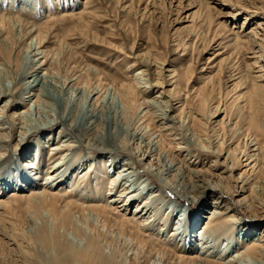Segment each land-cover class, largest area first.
I'll return each instance as SVG.
<instances>
[{
    "label": "bare ground",
    "instance_id": "obj_1",
    "mask_svg": "<svg viewBox=\"0 0 264 264\" xmlns=\"http://www.w3.org/2000/svg\"><path fill=\"white\" fill-rule=\"evenodd\" d=\"M51 1L43 0L44 10L50 8L51 11ZM151 1L145 0V3ZM77 2L64 1L67 9H64L63 17L89 26V15L95 10L92 9L93 0H85L78 12L68 11ZM131 2L126 1L124 8H128ZM61 7L62 4L59 10ZM209 9L202 18L203 24L211 18ZM251 12L264 15V6L253 7ZM241 14L238 11L237 15ZM246 20L239 31H235V27L228 28L227 21L218 22L210 39L211 44L220 47L218 50L226 51L229 48L230 51L226 53L232 52L231 58L242 56L247 59L246 55L250 53L260 55L252 57V62H245V71H239L236 63H233L226 72L229 82L233 83L230 86L233 87L232 91H228L226 97L234 91L239 92L231 103H234L232 107H236L230 113L228 109L232 108L225 104L221 106V100L217 98L221 88V81L217 78L220 70L208 79L205 84L208 90L197 93L195 97L187 91L185 99H182L180 92L176 93L177 80H174L165 81L172 87L168 90V101H159L158 95L153 100H147L145 95L151 89L161 87L166 78L161 76L153 84L143 82L136 74L111 77L99 68L82 63L67 42L69 34H84V29L69 27L62 30L65 34L56 37L54 31L57 32L59 27L54 23L58 20L34 25L18 15L0 13V102L3 103L0 105V165L12 157V154L6 157L5 153L9 151L18 129H21L20 134L25 140L38 135L35 141L39 146L38 156L37 153L30 155V145L27 156L24 155L22 159L31 158L27 170L24 169L27 173L12 171L6 181L0 179V221L24 213L44 218V225L39 231L41 238L62 250L53 259V264H264V233L257 239L249 237L259 232L255 225L264 221V202L254 200L255 191L252 190L255 184L264 181V124L259 121L260 113L253 112L250 107L254 97L264 102V65L261 64L264 62V33H261L264 31V19H257L253 26L246 27L247 30L242 29ZM223 35L224 40H220ZM54 39L57 44L55 48H50ZM80 45H76V48H80ZM213 50L215 54L216 48ZM150 54L151 50L145 54L144 61H149L147 66L157 60L156 55ZM223 54L218 53L217 56ZM135 64L130 65L128 74L136 71ZM157 69H161L156 73L160 76L164 68L161 66ZM205 71L203 69L202 73ZM187 72L190 73V68H187ZM147 73L146 70L141 72L143 76H148ZM191 80L188 77L187 84ZM108 90L119 97L120 108L107 100L105 94ZM173 93L177 94L180 105L177 115H172L176 110L172 102ZM188 98L192 100L191 104L186 103ZM247 100L248 107L247 104H240ZM33 111L39 115L36 120L30 118ZM221 114L224 116L219 123L212 124V120ZM143 118L166 124L165 130H170L171 134L177 136L175 140L185 144L179 150L216 159L226 156L221 164L225 166V172L234 186L214 181L205 166L200 168L201 161L195 163L194 160L191 162L194 167L187 168L162 151L165 141L160 134L152 132L153 128L142 121ZM4 122L9 126L6 127ZM57 127L59 130L55 133L59 132L57 138L60 141L51 147L46 160L41 144L54 141L50 131ZM190 130L201 136L194 140L195 136L188 134ZM64 137L67 139L61 141ZM241 137L244 140L241 141ZM235 141L238 144L234 148ZM170 145L167 144V147ZM207 148L212 150L208 151ZM94 152L102 157L87 159L86 156ZM120 155L127 157L123 165L119 161ZM191 156L196 157V154ZM120 165L117 174L110 176ZM21 166L24 167L23 161ZM28 171L34 172L35 177L29 178ZM132 175L142 181L140 185L126 184ZM41 177L44 181L38 185L36 182ZM106 179L107 186L104 183ZM145 181L148 183L144 188L157 189L144 199L146 194L142 192L141 184H145ZM66 184L70 185L61 187ZM6 189L11 191L4 197ZM247 192L249 196L245 195ZM208 196H215L216 199L211 203L213 209L207 216L202 215V208H208V204L202 206L200 211L178 210V205L163 209L171 199L196 206L199 200ZM250 196L254 197V201L248 205ZM119 203L125 212H132L135 206L134 214L119 215L120 210L114 208ZM222 208L226 211H220ZM180 212L183 213L170 238L180 242L176 239L183 237L182 245L170 246V242L157 247L149 233L155 227H149L152 222L148 218H154V222L169 218L166 224L169 227L171 218ZM243 217L249 222V230L240 240L239 235L234 236V233L236 227L247 229V224L238 220ZM130 218L147 219L143 224L136 225L132 224ZM203 219L199 229L201 250H198L192 245L193 234ZM90 222L94 224L90 226ZM98 223H101L100 227ZM101 227L127 238L131 254L115 248L109 234L100 230ZM65 230H71L80 241L72 243L65 240ZM238 239L236 253L230 256L222 251L219 257L214 256L221 240H228L232 245ZM106 248L110 250L109 253Z\"/></svg>",
    "mask_w": 264,
    "mask_h": 264
},
{
    "label": "rangeland",
    "instance_id": "obj_2",
    "mask_svg": "<svg viewBox=\"0 0 264 264\" xmlns=\"http://www.w3.org/2000/svg\"><path fill=\"white\" fill-rule=\"evenodd\" d=\"M64 1L65 0H52V4L50 3L51 11H49L50 8L48 10H44L42 5L43 0H3V2H1L0 0V13L1 15H18L26 21L33 23L34 25H40L49 20H58L56 23H54L55 26L59 27L57 29V32L54 31V35L56 37L58 35L61 36L65 34V32L63 31H65L66 28L69 27H79L84 29V34H69L67 42L73 47L74 51L77 52V55H79L78 57L80 58L82 63L99 68L104 72V74H108L111 77H121L136 74L137 78L141 77L143 79V82L149 81L153 84L156 83V79L161 78V76L166 78L164 79V84H162L161 87H157L153 90L151 89V92L145 95V98L147 100H153L155 96L158 95L160 96V98H158L159 101H168V90H170L172 87H170V84L166 83L165 81L174 80H177L176 84L178 90L176 91V93L180 92V95H182V99H185L187 91L191 93L193 97H195L197 93L199 94L201 93V91L204 92L208 90L207 85L205 84L207 83L209 78L214 77L220 70L217 78L221 81V88L218 90L219 95L217 96V98L218 101L221 100V106L222 104L229 105V107L232 109L228 110L230 113H232L233 109L236 106L232 107L234 103H231L239 92L234 91L226 97V93L230 90L232 91L233 88H230L233 83L229 82L230 80L226 77V75H228L226 74V72L233 63H236L235 67L239 71H245V62H252V57L260 56H255V54L250 53L246 55V57H248L247 59L245 57L243 58L242 56H238V58L232 57L234 58L232 60V52L226 53V51H230L229 48L226 51L218 50L220 47H217V44H211L210 39L214 33V27L218 22L227 21L228 28L235 27L234 30L239 31L241 29L242 22L247 18L248 19L246 20L245 26L242 29H246V27L248 29V27L253 26L256 23L257 19H264V15L251 12L253 11V7H263L264 0H152L151 3L148 4L145 3V0H93L92 9L95 10L92 11L89 15V26L78 24V22H76L75 20H69L66 17H63L62 13L65 12L64 9H67L64 7ZM78 1V4L74 3V5H72L73 8H68V11H80L85 0ZM126 1H132L128 8H124L126 6H124V3ZM58 4L60 6L61 4L63 5V7H61V10H59L60 6ZM207 5H209L208 9L210 8V14H207H209V16L211 15V18L209 22L203 24L202 18L208 10H204ZM238 11L242 14L237 15ZM261 33L263 34L264 31L262 30ZM224 37L225 35H223L220 40H224ZM53 41L54 45H50V48H55V45L57 44L55 42L56 39H54ZM80 43V48L77 49L76 45ZM223 43L229 44V42ZM214 47L217 50L215 54L213 50ZM149 50H151L150 55H156L157 60L156 62L154 61L155 66L154 64L147 66L146 63H148L149 61H144V59H146L145 54ZM218 53L225 54H223L222 56H217ZM131 64H135L137 68L136 71L134 70V73L128 74L127 71L129 70ZM261 64L264 65V62H261ZM161 66L164 69L161 72V75L158 76L159 74L156 73H159L161 69L159 70L157 69V67L160 68ZM187 68H190V73L187 72ZM203 69L206 70L204 73H202ZM143 70H146L149 73H147L148 76H143L141 74ZM254 71L257 72L258 69L255 68ZM188 77H191L192 80L187 84ZM248 81L249 80H247V83ZM105 96L108 101L110 100V102H112L110 104H114L117 108H120L122 106L119 97L114 93V91L108 90ZM171 96L173 97V105L176 108V110L172 112V115H177L179 113L178 108L180 107L178 100L176 99L177 94L173 93ZM252 100V105H250V107L252 108L253 112L256 111L257 113H260L258 115L259 121L264 124V102H259L258 99H255V97ZM185 101L186 103L188 101L189 104L192 103V100L189 98ZM1 104L3 103L0 102V105ZM240 104H247L246 107H248L249 101H243ZM212 105L214 104L212 103ZM259 106L262 108H260ZM194 108L196 110L198 109L196 108V106H194ZM13 111H15V109L10 111L9 115H11ZM248 114L249 112L246 115L248 116ZM223 116L224 115L221 114L219 118H214L212 120V124L214 122H217L218 124L219 120L222 119ZM30 118L32 120H36L39 118V115H37L36 111H33L30 115ZM149 120L150 118H143L142 121H145V123H149L150 127L153 128L152 132L155 131L157 135H161V137L165 141L164 148L162 147V151H166L168 154L173 156L175 160H177L178 162H180V164L184 165L187 168H189L190 166L192 168L194 167L191 163L192 161L196 160L195 163L201 161L202 164H197V166L200 165V168L205 166L206 170L209 173V176H211L214 181H219L225 185L234 186V183H232L229 178V174L225 172V166L221 164V162H224L226 156L224 158L220 157L219 159H216L205 154L197 155L198 153L196 152L188 153L187 151L185 152L184 150H179L180 147L185 146V144H182L181 140H175L177 136L171 134L170 130H165V127L167 125L163 124L162 121L158 122ZM167 124L169 125L170 123ZM212 124H208V126H212ZM4 125L6 127L9 126L7 123H5ZM219 127L220 126H218V128ZM58 130L59 127L50 131V133H52L54 141H46L41 144L43 156L46 158V160L51 151V147L56 145L58 141H60L59 137L57 138L59 132L55 133ZM20 132L21 129H18L16 131L13 138L14 141L11 143L9 151L5 153L6 157H9V155L11 154L12 157H10V160L6 161V163L0 165V179H4V181H6V177L10 175L12 171L18 170L22 172V174L27 173L25 170H27V164H29L31 158H26L24 160L22 159L27 156L26 154L28 153V146L31 145L29 153L32 154L30 155L33 156V154L35 153H37V156L39 155L37 151L39 146L35 141V139L37 138L36 136L38 135L31 136L27 140H25V137L21 135ZM188 134H190L191 136L194 135V140L197 138V136L200 135H198L194 130H190ZM240 135H242V133H240ZM65 139L67 138L64 137L61 141H64ZM242 140H244L243 137H241V141ZM167 144H172V146L170 145L171 147H167ZM237 144L238 142L235 141L233 147L235 148ZM14 148L16 152L14 151ZM194 154H196V157L191 156ZM86 157L88 159L93 157H102V155L98 152H94L88 154ZM126 159V156H119L121 165H123V160L125 161ZM22 161L24 163V167L21 166ZM121 165L118 166L116 170H113L110 173V176L113 177L114 175H116L117 170L121 167ZM47 167L48 166H46V170ZM34 175V172H30L29 178H34ZM128 178L129 180L126 184L132 183L140 185V182H142L141 180H138L137 177H133V175L129 176ZM42 179L43 177L38 179L36 183L39 185L44 181ZM74 182H76V180H74ZM74 182L71 181V183ZM51 183L52 182H50L49 184ZM104 183L107 186V179ZM144 183L145 184H141V186L142 192L146 194V196H144L145 199L149 197V194L152 193V191H155L157 188H151L153 190H149L148 188H144L148 182L145 181ZM70 184H66L65 186L62 185L61 187H67ZM34 185L36 186V184ZM253 189L255 191V199L253 196L248 197V205L254 200H259L261 203L264 202V181L262 182V184H255L252 187V190ZM10 191L11 189H6L5 194H3L4 197ZM245 195L249 196V192H247ZM215 199V196L202 198L197 202V204H195L196 206H189V204H182L171 199L167 202L166 206L163 209L168 206L172 207L173 205H178V210H199L202 208V206H206L208 204V208H202L204 209L202 210V215L207 216V213L213 209V204L211 203H213ZM121 205L122 204L119 203L114 206V208L118 209L116 211L120 210V212L118 213L119 215L126 214V216H132L134 214L136 208L135 206L132 207V212H125L124 208H122ZM220 211L224 212L226 210L222 208L220 209ZM182 213L183 212H180V214H176L175 217L171 218L169 227H167L166 225L169 222V218H163L155 222L153 221L154 218H148L149 222H152H150L151 225L149 227H155L153 228V230H150L149 233H151L150 237L152 240H154L157 247L164 246L166 245V243L170 242V246L176 244L182 245L181 239L183 237H178L176 239V241L180 242H175L172 238H170L171 232L175 227V224L178 223L180 219L179 217ZM144 219L146 220L147 218H130L132 224L136 225L141 224ZM238 220H240L244 225L247 224L245 226L247 227V229L244 230L236 227L234 236L239 235V238L241 240L249 230V222L245 217L239 218ZM203 221L204 219L201 220L198 228L193 234L194 241L192 245H194V248H198V250H201V245L199 246V242L201 240V236L199 235L201 233V230L199 229ZM89 224L91 226V224L93 225L94 223L90 222ZM98 224L97 226L100 227L101 223ZM43 225L44 218H40L38 215H33V213H24L21 216L16 215V217L13 216L12 218H2L0 221V264H53V259L56 258L60 254V252L62 253V250L60 249V247H52L50 244L46 243L47 240L45 238H41L39 231ZM255 226L259 228V232L252 236H249L252 238V240L253 238L257 239V237L264 233V221L262 223H259L258 225L256 224ZM104 229H102V227L100 228V230L102 231H108ZM65 231H67L66 234L63 233L65 240L72 243L80 241L76 237L77 235L75 233H72L71 230ZM107 235L109 237V240L114 243L115 248H121L120 250H123L125 253L127 252L128 255L131 254V251H129L130 247L127 238L118 235L117 232L109 231L107 232ZM238 242L239 239L236 240V242L234 240V244L231 245L229 244L230 242L228 240H221L220 248L214 256L219 257V254L223 252L225 253V251L228 252V255L231 256L238 250ZM230 245L232 246L231 249H229ZM106 251L107 253H109L110 250L106 248ZM17 260L19 261L17 262ZM239 264L246 263L241 262Z\"/></svg>",
    "mask_w": 264,
    "mask_h": 264
}]
</instances>
